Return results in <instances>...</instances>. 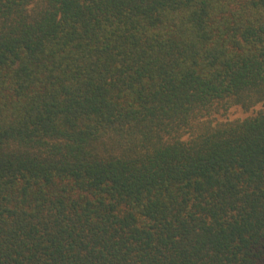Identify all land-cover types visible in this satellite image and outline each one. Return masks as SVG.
<instances>
[{
    "label": "trees",
    "instance_id": "16d2710c",
    "mask_svg": "<svg viewBox=\"0 0 264 264\" xmlns=\"http://www.w3.org/2000/svg\"><path fill=\"white\" fill-rule=\"evenodd\" d=\"M0 264H264V0H0Z\"/></svg>",
    "mask_w": 264,
    "mask_h": 264
},
{
    "label": "rangeland",
    "instance_id": "374dc122",
    "mask_svg": "<svg viewBox=\"0 0 264 264\" xmlns=\"http://www.w3.org/2000/svg\"><path fill=\"white\" fill-rule=\"evenodd\" d=\"M262 109L261 106H256L250 110H244L239 106H232L228 109L220 108L207 116L213 124L232 122L236 120H243L248 117L256 115Z\"/></svg>",
    "mask_w": 264,
    "mask_h": 264
}]
</instances>
